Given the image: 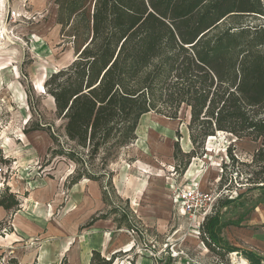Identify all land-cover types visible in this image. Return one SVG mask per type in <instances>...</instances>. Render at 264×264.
<instances>
[{
  "label": "rangeland",
  "instance_id": "374dc122",
  "mask_svg": "<svg viewBox=\"0 0 264 264\" xmlns=\"http://www.w3.org/2000/svg\"><path fill=\"white\" fill-rule=\"evenodd\" d=\"M57 14L56 0H0V190L26 198L19 211L42 226L18 238L12 221L0 223V264L11 258L90 264L94 250L108 259L116 254L114 264H164L169 257L177 264H234L231 255L206 249L197 222L180 213L174 195L189 187L217 191V200L237 203L228 212L250 215L264 199V191L248 182L259 172L252 165L259 145L217 133L206 141L204 156L182 172L173 158L179 134L181 150H192L190 114L183 109L177 121L145 116L135 143L91 159L66 138L45 88L75 60ZM221 212L226 224L228 212Z\"/></svg>",
  "mask_w": 264,
  "mask_h": 264
},
{
  "label": "trees",
  "instance_id": "16d2710c",
  "mask_svg": "<svg viewBox=\"0 0 264 264\" xmlns=\"http://www.w3.org/2000/svg\"><path fill=\"white\" fill-rule=\"evenodd\" d=\"M56 4L60 35L70 41L75 60L52 74L45 88L71 143L95 159L103 150L135 143L145 116L177 121L185 109L192 150H181L179 134L173 153L178 169L184 172L193 158L203 157L206 141L222 132L259 145L252 161L259 172L248 182L264 191V0ZM219 200L200 228L204 246L219 257L238 253L261 264L253 253L223 242L221 211L234 200ZM22 204L8 187L0 190L5 211L16 213ZM116 258L93 251L90 264H114ZM163 262L177 264L171 257Z\"/></svg>",
  "mask_w": 264,
  "mask_h": 264
},
{
  "label": "crops",
  "instance_id": "0c3cea01",
  "mask_svg": "<svg viewBox=\"0 0 264 264\" xmlns=\"http://www.w3.org/2000/svg\"><path fill=\"white\" fill-rule=\"evenodd\" d=\"M25 200L26 198H24L22 202L24 203ZM235 205H237V203H234L231 206ZM22 207L23 204L21 208ZM228 208H225L226 212H228ZM243 214H245V211L242 213L229 211L227 215L228 222L225 224L222 220L224 224L221 236L223 242L235 249L253 253L257 257L261 258V264H264V199L259 201L250 215L246 216ZM8 220L9 222L12 221L13 229L15 231L12 235L15 237L30 238L36 235L37 232H41L42 226L36 219H34L33 215L24 213L23 211H18L16 213L7 212L0 207V223ZM3 252L5 253V251ZM238 255L243 256L241 254Z\"/></svg>",
  "mask_w": 264,
  "mask_h": 264
},
{
  "label": "built area",
  "instance_id": "2783aa9c",
  "mask_svg": "<svg viewBox=\"0 0 264 264\" xmlns=\"http://www.w3.org/2000/svg\"><path fill=\"white\" fill-rule=\"evenodd\" d=\"M217 191L211 194L200 191L197 187H189L175 193V203L179 206L181 214H189L191 220L196 221V230L200 236V228L205 218L212 213L217 202ZM216 195V198L214 197ZM214 204V205H213ZM231 257L233 254H230ZM235 256H239L235 253Z\"/></svg>",
  "mask_w": 264,
  "mask_h": 264
},
{
  "label": "bare ground",
  "instance_id": "6f19581e",
  "mask_svg": "<svg viewBox=\"0 0 264 264\" xmlns=\"http://www.w3.org/2000/svg\"><path fill=\"white\" fill-rule=\"evenodd\" d=\"M218 134L223 135L225 133L219 132ZM232 257L234 264H248L245 259V261H243V258H238V256H235V254H233Z\"/></svg>",
  "mask_w": 264,
  "mask_h": 264
}]
</instances>
